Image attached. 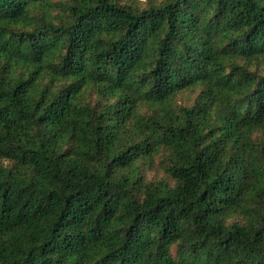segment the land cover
<instances>
[{
  "label": "trees",
  "instance_id": "obj_1",
  "mask_svg": "<svg viewBox=\"0 0 264 264\" xmlns=\"http://www.w3.org/2000/svg\"><path fill=\"white\" fill-rule=\"evenodd\" d=\"M0 264H264V0H0Z\"/></svg>",
  "mask_w": 264,
  "mask_h": 264
}]
</instances>
